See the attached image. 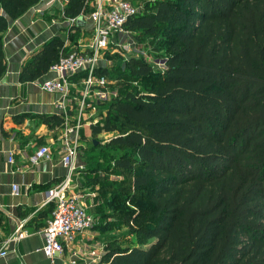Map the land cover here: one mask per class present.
Listing matches in <instances>:
<instances>
[{"label":"trees","instance_id":"trees-1","mask_svg":"<svg viewBox=\"0 0 264 264\" xmlns=\"http://www.w3.org/2000/svg\"><path fill=\"white\" fill-rule=\"evenodd\" d=\"M38 2L0 0V78L3 34ZM144 9L124 28L165 34L166 68L137 59L115 66L151 88L122 92L90 125L93 136L116 133L92 143L98 160H85L102 198L95 212L104 221L101 211L112 209L136 239L108 242L100 263L264 264V0H146ZM91 10L87 0H68L63 13ZM72 50L53 37L25 62L20 82L39 79ZM98 73L108 77L106 66ZM45 120L54 127L63 118ZM115 173L123 179L112 183Z\"/></svg>","mask_w":264,"mask_h":264},{"label":"crops","instance_id":"crops-1","mask_svg":"<svg viewBox=\"0 0 264 264\" xmlns=\"http://www.w3.org/2000/svg\"><path fill=\"white\" fill-rule=\"evenodd\" d=\"M67 1L39 0L10 22L3 34L6 70L0 78V246L9 239L20 220L25 222L23 230L26 236L6 243L7 254L0 258V264H63L72 259L77 264H103L93 261L90 251L105 246L107 243L102 244L100 239L114 232L109 223L106 224L109 220L99 226L101 219L95 227L78 234L73 244L64 248L53 261L41 251L44 244L42 230L52 212V205H44L46 190L66 175V168L60 163L62 150L58 139L62 125L51 127L50 121L45 120L53 115L61 117L57 108L60 97L40 90L37 85L51 74L32 82H20L19 75L25 62L53 37H59L63 47L69 50L86 48V37L91 34V27L84 19L78 34L73 33L63 17ZM87 4L93 7L95 0H88ZM74 34L75 40L72 41ZM73 94L79 96L78 93ZM67 107L69 114L73 115L75 100L67 102ZM92 112L95 113L87 110L84 114L86 122L80 130L78 164H83L85 169L78 170L73 181L76 191L95 201V191L85 181L88 167L85 160L90 155L85 141L93 137L87 124ZM86 128L90 130V139L86 138ZM39 145L50 147L51 158L33 165L30 158ZM10 155L12 162L8 159ZM14 184L18 186L17 195L12 192ZM82 202L98 218L95 205L85 203L84 199Z\"/></svg>","mask_w":264,"mask_h":264},{"label":"built area","instance_id":"built-area-1","mask_svg":"<svg viewBox=\"0 0 264 264\" xmlns=\"http://www.w3.org/2000/svg\"><path fill=\"white\" fill-rule=\"evenodd\" d=\"M138 13L139 9L132 0H95L92 10L80 15L91 27L86 48L60 54L57 61L48 69L47 73L52 76L37 83L40 90L59 95L57 108L63 118L58 139L62 150L60 163L66 168V175L46 190L44 200V205H52V212L42 230L44 244L41 251L51 261L61 254L64 248L71 246L78 234L94 226L95 218L82 202V194L76 191L73 181V175L78 170L85 169L83 164H78L80 130L86 122L84 114L87 110L95 112L88 116L90 121L87 124H96L100 119L97 104L102 103L100 100L104 96L102 90L110 83L106 75L98 73L101 66L99 61L103 58V53L114 34L121 33L125 23ZM63 17L69 28L76 25L78 16ZM73 93H78L79 96ZM70 100H75L73 115L69 114L67 107ZM50 158V147L39 145L30 161L33 165H38ZM8 159L9 162L13 161L11 155ZM12 192L18 194L17 185H12ZM24 223V220L18 221L9 239L0 246V258L7 254L5 246L8 241H17L26 236L23 230ZM104 247L100 246L90 251L93 261H101L105 252ZM63 264L77 263L72 259Z\"/></svg>","mask_w":264,"mask_h":264},{"label":"rangeland","instance_id":"rangeland-1","mask_svg":"<svg viewBox=\"0 0 264 264\" xmlns=\"http://www.w3.org/2000/svg\"><path fill=\"white\" fill-rule=\"evenodd\" d=\"M135 5L139 9L140 14L145 13L144 9V3L146 0H132ZM165 37H167L165 34H159V35H154V36H145L140 33H134L133 31H130L127 28H124V30L121 33H116L114 34L113 38L111 39L110 44L108 45L107 49L103 53V58L99 61V64L101 66H106L107 68V75L110 83L108 86L103 89V97L100 98L102 104L97 110L99 117L101 118L100 120H103V118L106 115V110L108 106L115 100H119L121 96H123L122 92H143V91H148L150 90L151 86L147 83H140L137 80L130 83L128 82L125 77H122V73L120 70H116L117 65H122V67H125V62L128 60H139L142 62H145L147 65H149L152 69L157 70V71H164L166 68L165 62H166V57L168 55V49L166 46L162 44V40ZM89 36H87V40L89 39ZM75 40V38H74ZM116 57L114 58V56ZM126 76V75H123ZM98 120V121H100ZM116 133L115 132H110V133H101L100 135H95L90 139V130L89 128H86V138L90 140L85 141V146L88 148V153H90L89 156L94 157V160H98V155L100 153L97 152L98 149L92 150V143L93 140L98 141L100 144H105L107 143L111 137H113ZM81 148V147H80ZM83 149V148H81ZM101 152V151H100ZM106 153H109L111 155V158H114L117 156V151L108 148ZM121 154V153H120ZM103 157V156H102ZM104 158V157H103ZM102 158V159H103ZM100 160V159H99ZM103 161H108V158H104ZM103 168L108 169L107 166H103ZM86 182L89 184V178L92 177V173L89 172V174L86 172ZM123 178L120 175L112 174L109 176V180L112 183H117L118 181H121ZM85 182V183H86ZM86 183V185H88ZM92 188V190L95 191V196L97 195V187L98 184L91 185L89 184ZM84 196L85 194L82 193ZM86 196L83 197L85 203L90 204V205H95V209L97 206L101 203V199L97 196L95 201H92L94 198H87L85 199ZM88 200V201H87ZM103 206V204L101 205ZM128 206V205H127ZM126 208V207H123ZM91 212V211H90ZM103 214L106 215L105 220H109V227L114 230V232L111 233V235H106L105 237L101 238L100 240L102 244H108L110 243H115V245L125 247V246H131L135 243L136 239L135 236L132 235L130 227L126 226L124 223H122V220L120 221L119 218H116L113 216L115 211H112V209L105 207V210L101 211ZM92 215H94V211L91 212ZM113 213V214H112ZM113 216V217H112ZM96 220L94 222V225L96 226L97 223L99 224V219L95 217ZM118 220V222L116 221ZM104 221H101L100 224H103ZM94 226V227H95ZM100 232V231H99ZM105 242V243H104Z\"/></svg>","mask_w":264,"mask_h":264},{"label":"water","instance_id":"water-1","mask_svg":"<svg viewBox=\"0 0 264 264\" xmlns=\"http://www.w3.org/2000/svg\"><path fill=\"white\" fill-rule=\"evenodd\" d=\"M76 25H77V26H83V25H84V19H83L82 16H78V17H77ZM93 143H94V144H97L98 141L93 140Z\"/></svg>","mask_w":264,"mask_h":264}]
</instances>
